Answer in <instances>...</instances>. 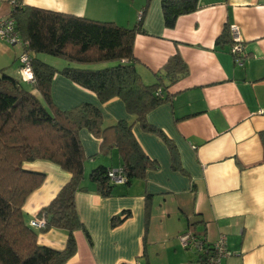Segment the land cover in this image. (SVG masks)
<instances>
[{"label":"crops","instance_id":"crops-1","mask_svg":"<svg viewBox=\"0 0 264 264\" xmlns=\"http://www.w3.org/2000/svg\"><path fill=\"white\" fill-rule=\"evenodd\" d=\"M161 0H150L142 19L144 33L135 36L133 55L146 84L177 54L188 74L167 89L170 99L147 116L175 146L180 169L172 168L166 144L144 132L126 113L119 99L100 104L96 96L57 74L51 98L59 110L82 103L97 106L103 126L120 120L132 132L144 153L156 162L143 180L116 185L110 197L95 193L89 172L99 165L119 167L113 149L101 156L99 141L86 130L79 139L86 156L84 184L75 195L78 217L88 232L74 233L75 255L65 264H204L203 257L180 246L178 236L192 231L205 244L224 236L231 253L221 264H264V0H199L193 13L178 17L174 28L163 24ZM146 0H24V4L100 22L133 28ZM0 0V20L11 11ZM240 29L246 58L234 64L228 44L216 43L224 28ZM15 45L0 39V72L18 77ZM21 52V53H19ZM38 57V55H35ZM104 155V154H103ZM23 168L45 175L22 206L25 221L37 219L70 174L58 165L35 160ZM129 217L111 227L114 217ZM37 231V243L52 250L64 249L67 235L50 229Z\"/></svg>","mask_w":264,"mask_h":264},{"label":"trees","instance_id":"trees-1","mask_svg":"<svg viewBox=\"0 0 264 264\" xmlns=\"http://www.w3.org/2000/svg\"><path fill=\"white\" fill-rule=\"evenodd\" d=\"M22 53L30 57L34 83L28 90L19 76L0 72V264H65L76 253L74 233L81 231L88 243L90 236L80 221L75 195L87 190L84 184L86 156L79 132L86 130L99 141V152L115 149L126 187L143 180L148 170L157 168L142 150L132 132V124L120 120L104 127L100 109L89 103L59 110L52 102L51 83L60 74L76 86L93 93L100 104L112 99L122 101L125 111L140 128L157 135L168 147L172 168L180 169L175 146L160 129L150 125L147 114L170 99L167 89L188 74V68L177 54L170 57L155 74V82L146 84L136 67L134 38L144 33L142 19L150 0H146L138 22L125 28L113 22H100L61 12L32 7L24 0H8ZM163 24L174 28L178 17L193 13L199 0H161ZM230 45L229 27L224 28L216 43ZM46 54L74 64L57 70L35 57ZM112 63L98 70L88 66ZM38 93L42 99L34 94ZM264 145V133H261ZM46 160L70 174L69 181L51 202L42 208L38 218H45L41 232L50 229L67 235L63 250L56 251L37 243V231L25 221L22 206L28 196L43 182L45 175L23 168V163ZM111 170L103 165L92 169L88 181L98 196L110 197L116 186L108 179ZM129 217H114L116 227Z\"/></svg>","mask_w":264,"mask_h":264},{"label":"built area","instance_id":"built-area-1","mask_svg":"<svg viewBox=\"0 0 264 264\" xmlns=\"http://www.w3.org/2000/svg\"><path fill=\"white\" fill-rule=\"evenodd\" d=\"M229 36L232 42L229 48V54L232 56L235 65L242 66L246 54L244 52L240 29L237 25L229 26ZM0 39L10 45L21 44L18 35L14 31L13 23L9 19L0 20ZM18 61V76L20 80L32 85L34 78L30 68L29 55L22 53ZM107 176L109 181L115 185H123L126 181L120 167L109 170ZM45 223L44 217L33 219L29 222L30 226L36 230L42 229ZM178 241L182 248L192 249L200 254L203 257L204 264H221L224 258L231 255L226 248L224 236H219L214 243L208 245L192 231H186L178 236Z\"/></svg>","mask_w":264,"mask_h":264},{"label":"rangeland","instance_id":"rangeland-1","mask_svg":"<svg viewBox=\"0 0 264 264\" xmlns=\"http://www.w3.org/2000/svg\"><path fill=\"white\" fill-rule=\"evenodd\" d=\"M8 45H10V44H8ZM15 46H16L14 48L15 51L16 52L20 51L21 44L17 43ZM19 53H21V52H19ZM21 54L19 55V57L21 56ZM19 57H18V60H19ZM37 58L40 59L41 61H43L45 64H47V65H49V66H51V67H53V68H55L57 70H62L64 67H67V66H70V65H74V64H70V63L64 61L63 59L52 57V56H49V55H46V54H38ZM18 64H19V61H18ZM111 65H113V64L112 63H105V64H98V65H91V66H88V67L90 69H92V70H98V69H102V68H105V67H109ZM12 66H14L12 69H15L18 65L14 63V64H12ZM22 86L24 88L30 90L32 85L23 82ZM34 94L39 98L40 101H42V99H41V97H40V95L38 93L34 92ZM108 154H104V155L101 154V156H104L106 158H110L111 157V159H113V157H115V156H109ZM116 163H117V161H115L113 159V163L112 164H116Z\"/></svg>","mask_w":264,"mask_h":264}]
</instances>
